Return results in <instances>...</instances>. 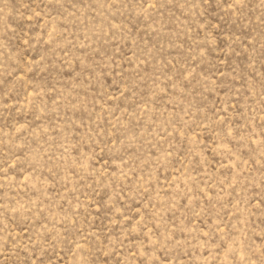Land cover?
<instances>
[{
	"label": "rangeland",
	"instance_id": "rangeland-1",
	"mask_svg": "<svg viewBox=\"0 0 264 264\" xmlns=\"http://www.w3.org/2000/svg\"><path fill=\"white\" fill-rule=\"evenodd\" d=\"M0 264H264V0H0Z\"/></svg>",
	"mask_w": 264,
	"mask_h": 264
}]
</instances>
